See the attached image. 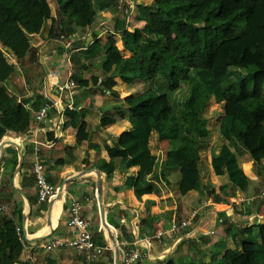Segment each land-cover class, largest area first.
I'll use <instances>...</instances> for the list:
<instances>
[{"label":"crops","instance_id":"1","mask_svg":"<svg viewBox=\"0 0 264 264\" xmlns=\"http://www.w3.org/2000/svg\"><path fill=\"white\" fill-rule=\"evenodd\" d=\"M137 1L139 8L153 7L155 0ZM49 3L52 17L45 21L39 33L30 36L37 61L17 66L15 74L7 81L12 94L32 113L30 129L23 135L8 131L2 139L7 143L0 149V206H4L0 216L13 217L21 228L25 240L22 259L28 264L82 263L81 254L75 249L48 250L46 245L71 237L67 225L70 202L84 195L98 201L100 180L109 227L102 222L98 203L93 209H85L83 216L92 221L91 229L98 243H110L114 247L112 237L116 236L118 243L126 240L139 246L143 257L135 264H167L170 260L178 261L179 256L189 262L218 264L227 248L240 249L242 239L248 236L243 230L264 223V197H259L264 170L261 151L256 156L245 147L238 151L240 163L249 177V187L242 191L228 186L222 191L221 185L228 181L218 176L211 164L213 154L219 150L216 143L222 138L221 134H216L208 148L202 150L199 188L182 194L178 161L166 157L170 145L167 141L153 139L152 151L157 154V160L152 174L147 177L149 186L144 182L137 185L139 168L111 156L107 149V146L125 149L130 144L126 134L132 129V113L125 99L136 86L129 85L117 73L103 72L102 56L88 65L86 54L96 39L108 37L99 26V21L105 20L109 27L117 28L118 46L124 57H130L132 54L124 45L125 34L143 25L138 17L139 9L125 27L124 17L116 8L117 0H94L98 16L91 27L81 30L60 15L55 0ZM103 9L108 11L102 16ZM61 34L72 41L73 49H65L59 38ZM11 60L16 63L15 59ZM71 69V77L78 87L72 92H61L60 84L70 77ZM75 76L99 79L82 87ZM112 81L114 84L110 86ZM47 100L58 103L50 109L45 121L37 123L35 112ZM214 104L220 107L216 114L221 121L223 109L215 99L210 108ZM67 108L78 112L81 122H86L89 137L81 143L77 142V129L65 115ZM217 117L212 116L211 127L221 130ZM261 131L264 135V127ZM12 141L21 145L22 157ZM36 141L39 144L36 145ZM37 160L46 165L47 177L58 191L62 187L61 197L57 191L50 201H38L32 172ZM106 164L111 167V173ZM208 200L210 203L204 205ZM56 202H60V212L54 219ZM194 209L199 212L190 226L171 233L172 221L188 218ZM219 225L223 228H218ZM159 230L165 231L161 241L155 237ZM223 237L232 239L224 250L220 247ZM114 258L113 248L92 264H114Z\"/></svg>","mask_w":264,"mask_h":264},{"label":"trees","instance_id":"2","mask_svg":"<svg viewBox=\"0 0 264 264\" xmlns=\"http://www.w3.org/2000/svg\"><path fill=\"white\" fill-rule=\"evenodd\" d=\"M55 2L60 15L81 30L91 27L98 16L94 0ZM258 2L155 0L153 7L137 6L143 25L125 34L130 57L123 56L115 33H109L106 40L96 39L88 48V65L102 56L103 72L117 73L136 86L125 99L132 113V129L126 134L130 144L125 149H107L111 156L139 168L137 185L149 186L147 177L157 160L151 142L156 139L167 141L166 157L178 161L180 192L199 188L202 150L215 133L207 115L215 99L224 115L222 143L211 164L228 181L221 190L249 187L238 151L245 147L256 156L260 150L264 160V9ZM51 17L49 0H0V142L8 131L23 135L30 129L32 113L12 94L7 81L17 66L37 61L30 36L39 33ZM75 79L83 87L99 78ZM250 79L255 80L253 87ZM65 115L77 129V142L88 139L86 122H81L78 112L67 108ZM262 174L264 178V170ZM258 227L259 236L253 227L245 228L248 236L240 249L227 248L218 264H264V223ZM24 251L25 240L15 219L0 216V264H28L22 259ZM167 264L179 263L170 260Z\"/></svg>","mask_w":264,"mask_h":264},{"label":"built area","instance_id":"3","mask_svg":"<svg viewBox=\"0 0 264 264\" xmlns=\"http://www.w3.org/2000/svg\"><path fill=\"white\" fill-rule=\"evenodd\" d=\"M139 2L137 0H119L117 4V10L122 13L125 18V27L130 24L131 17L137 9ZM108 10L103 9L100 14L103 16ZM99 26L102 30L109 33H116L114 28L107 25L105 20L99 21ZM60 40L64 42V47L66 50L73 49V43L70 39H67L65 34L59 36ZM70 77L60 84V91H70L78 87L77 82L71 77L73 75V70H70ZM57 101L47 100L45 103L35 112L34 120L35 122H43L49 117L50 109L57 105ZM36 145L39 141L35 142ZM38 150V147H36ZM46 165L41 160L34 162L32 167V172L35 177L38 201L47 202L56 196L58 188L48 180ZM259 197H264V178L262 182V188L259 193ZM98 203L95 198L90 195H84L82 198L72 199L70 202L69 218L67 225L71 234L68 239H57L53 240L46 245V249L54 250L60 248H73L78 251L82 256L81 264H92L97 261L103 254L107 251L113 250V246L110 243L100 244L95 240L94 233L92 231V221L83 216V211L85 209H93ZM210 201H204V205H208ZM4 206H0V210H3ZM199 210L194 209L190 213L188 218L173 220L170 227L171 233H178L179 231L187 229L191 220L197 217ZM223 219L220 218V222ZM21 228L17 227V231L20 232ZM164 230H159L156 232L155 237L161 241V237L164 235ZM120 261L121 264H135L139 262L143 253L139 246L132 245L128 241H120Z\"/></svg>","mask_w":264,"mask_h":264},{"label":"rangeland","instance_id":"4","mask_svg":"<svg viewBox=\"0 0 264 264\" xmlns=\"http://www.w3.org/2000/svg\"><path fill=\"white\" fill-rule=\"evenodd\" d=\"M258 5H259L260 8L264 9V0H259ZM234 80H235V79H234ZM231 81H233V79H232ZM229 82H230V81H225V84H227V83H229ZM249 84H250L251 87H253V86L255 85V80H254V79H250V80H249ZM219 108H220V107H219L217 104L211 105V108L209 107V110H208V112H207V115L209 116V119H210V125H209V127L212 126L211 123H212L213 118H214V117L212 118V116H215V117L218 116V114H216V112H219ZM217 120L220 121V118L217 117ZM227 120H230V119L227 118ZM218 121H217V122H218ZM227 126H228V125H227ZM229 128H230V127H229ZM218 129H219V128H214V131H215L214 135H215V136H213L212 139L216 137V134H217V135H218V134H221V130H220V129L218 130ZM212 141H213V140H211V142H212ZM215 141H217V139H216ZM221 143H222V140H220L218 143H216V146H217V147L221 146ZM208 146H209V144H206L204 148L207 149ZM205 151H206V150H205ZM225 178H226V177H225ZM218 228H223V225H219ZM253 232L255 233L256 236H259V227H258L257 225L254 226ZM229 240H232V239H231V238L229 239V238H227V237H223V243H221V245H220L221 248L223 247V248H222L223 250H224L226 247H229V244H230ZM193 261H196V260H193ZM176 262H178L179 264H187V263H190L189 261H186V259H185L184 256H181V257L179 256L178 261H176Z\"/></svg>","mask_w":264,"mask_h":264},{"label":"water","instance_id":"5","mask_svg":"<svg viewBox=\"0 0 264 264\" xmlns=\"http://www.w3.org/2000/svg\"><path fill=\"white\" fill-rule=\"evenodd\" d=\"M6 143H7V140H2L0 142V149H2ZM11 144L16 146V148L20 151V156L22 157L23 154H22V150H21V145L15 141H12ZM57 195H58V197L62 196V187L59 188ZM97 199H98V205H99V209H100L102 222L105 226L109 227V225L106 221V205L104 204L103 183L101 180H100L99 186H98V197H97ZM112 242H113L114 250H115L114 264H121V262H120V247H119L118 240H117L116 236L112 237Z\"/></svg>","mask_w":264,"mask_h":264},{"label":"bare ground","instance_id":"6","mask_svg":"<svg viewBox=\"0 0 264 264\" xmlns=\"http://www.w3.org/2000/svg\"><path fill=\"white\" fill-rule=\"evenodd\" d=\"M59 212H60V202H56V204L54 205V209H53L54 219L57 218Z\"/></svg>","mask_w":264,"mask_h":264}]
</instances>
